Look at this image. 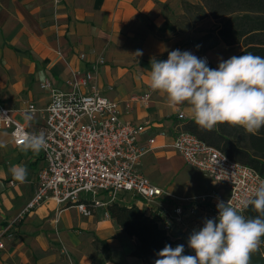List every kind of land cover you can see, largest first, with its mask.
I'll use <instances>...</instances> for the list:
<instances>
[{"label": "crops", "instance_id": "crops-1", "mask_svg": "<svg viewBox=\"0 0 264 264\" xmlns=\"http://www.w3.org/2000/svg\"><path fill=\"white\" fill-rule=\"evenodd\" d=\"M181 2L198 4L199 0H58L57 5L55 0H0V102L13 118L27 124L30 132L41 133L40 116L28 124L24 111L30 103L40 109L48 104L49 92L41 89L40 84L49 82L66 90L68 86L63 82L72 77V71H90L95 54L103 52L106 65L99 68L93 85L103 96L118 103L122 121L149 123L140 135V143L145 145L149 138H154V148L162 150L171 144L177 128L194 118L187 102L172 107L166 95L159 91L151 90L145 103L138 100L150 89V62L166 60L170 51L179 49L197 57L204 55L209 67L217 68L221 59L227 60L242 50L218 40L216 47H205L198 53L197 42L211 33L203 30L209 20L213 22L211 17L184 33L167 30L164 39L155 36L152 29L165 25V11L175 16L184 14ZM211 34L215 36V32ZM137 51L142 55L138 56ZM80 53L86 54V60L78 59ZM178 114L184 119L177 120ZM172 150L185 170L191 171L187 193L172 194L186 198L205 189L210 191L213 187L210 180L188 167L181 155ZM145 155L141 158L140 171L147 177L142 170L148 165L143 159ZM13 165L27 168L25 183L13 180L9 171ZM43 166L40 151H23L22 146L13 145L9 131L0 130V226L26 206ZM56 209L53 202H46L30 212L16 237L0 249V264H142L131 256L136 239L127 237L104 212L99 216L96 209L79 226L64 218L66 208L58 216L54 214ZM187 221L173 246L183 244L184 254L195 255L187 240L194 229L203 227L205 218L197 213L195 221L191 218ZM95 239L105 243L109 260L94 247ZM59 246L67 247L68 259L62 258Z\"/></svg>", "mask_w": 264, "mask_h": 264}, {"label": "built area", "instance_id": "built-area-1", "mask_svg": "<svg viewBox=\"0 0 264 264\" xmlns=\"http://www.w3.org/2000/svg\"><path fill=\"white\" fill-rule=\"evenodd\" d=\"M199 58L207 59L204 55ZM207 63L209 66L208 59ZM98 64L91 63L90 71L74 72L72 80L66 82V90L49 82L40 84L49 92L48 104L41 109L33 103L26 106L28 124L40 116L46 146L40 150L44 166L38 171L34 192L22 215L46 202L57 206V216L68 207L83 216L101 209L107 216L106 209L111 204L136 205L176 243L180 228L197 213L203 214L205 220L214 219L218 216V201L227 203L231 199L234 207H242L240 202L254 195L264 177L250 166L231 160L181 125L169 147L181 155L188 167L207 177L213 187L195 198L178 200L184 203H172L165 190L140 171L142 156L154 148V138L145 145L140 143V135L150 124L120 119L118 103L93 85ZM148 99L147 93L138 100L145 103ZM177 118L183 120L184 116L178 114ZM0 130L9 131L16 147L23 145L25 134L32 133L1 102ZM15 221L0 226V249L11 237ZM61 253L69 257L63 247Z\"/></svg>", "mask_w": 264, "mask_h": 264}, {"label": "clouds", "instance_id": "clouds-1", "mask_svg": "<svg viewBox=\"0 0 264 264\" xmlns=\"http://www.w3.org/2000/svg\"><path fill=\"white\" fill-rule=\"evenodd\" d=\"M150 63V89L165 94L172 107L187 102L200 128L211 131L226 123L255 135L264 127V57L250 52L234 55L210 68L206 58L175 49L166 60ZM45 146L43 132L24 135L23 151L39 153ZM9 171L13 180L26 182L25 166L13 165ZM240 203L242 207H234L231 199L218 201V216L192 231L187 245L195 255H185L183 244L175 248L166 244L154 264H250V254L264 243V181ZM249 207L256 217L242 214Z\"/></svg>", "mask_w": 264, "mask_h": 264}, {"label": "trees", "instance_id": "trees-1", "mask_svg": "<svg viewBox=\"0 0 264 264\" xmlns=\"http://www.w3.org/2000/svg\"><path fill=\"white\" fill-rule=\"evenodd\" d=\"M199 2L200 4L181 2L184 14L180 17L189 14L192 22H195L210 16L218 22V26L214 29L215 36L208 33L198 42L209 41L206 48L212 49L219 40L228 47L240 45L242 50L235 56L250 52L264 57V0H199ZM181 24L182 19L177 25ZM188 28L190 24H186L182 29ZM184 127L199 139L224 152L231 160L250 166L264 177V160H254L253 156L235 145L231 139L221 140L223 136L218 130H204L194 120L185 122ZM106 213L127 237L136 239L137 243L131 256L140 259L142 264H154L158 258L156 254L166 244L173 247V242L164 230L142 208L114 203L107 207ZM244 215L253 218L258 213L249 207ZM93 245L104 253L106 259H110L103 241L95 239ZM250 264H264V243L250 254Z\"/></svg>", "mask_w": 264, "mask_h": 264}, {"label": "rangeland", "instance_id": "rangeland-1", "mask_svg": "<svg viewBox=\"0 0 264 264\" xmlns=\"http://www.w3.org/2000/svg\"><path fill=\"white\" fill-rule=\"evenodd\" d=\"M57 3H58V0H55L56 5H57ZM198 4H200V2ZM164 15L166 18L165 25H163L161 28H159L157 30L152 29L153 34L155 36L159 37L160 39H164L165 34L168 32L167 30H169L171 33L172 32L173 33H177V32L178 33H184L187 29H182V28H184L186 24H188V25L190 24V28H188V29H192L196 26V23H199L202 20H204L206 18L208 19L210 17V16H207L206 18L202 19L201 21L192 22L191 16L189 14H187L185 17L181 18L180 16H175L172 12H170L168 10V11L164 12ZM181 19H182V24H181V26H178L177 23L179 21H181ZM173 26H175L177 30H175L173 28ZM217 26H218L217 21L213 20V22H212L211 20H209L207 28H205V29L199 28V29L200 30L203 29L204 31L214 33V29ZM172 29H174V30H172ZM208 44H209V41L197 42L196 50L198 51V53L201 51V49L207 47ZM237 49H242V47L240 45H238ZM232 50H234V49H232ZM82 56H84V57L82 58ZM78 59L80 61L86 60V54H84V53L78 54ZM156 60H162V59L159 58ZM95 62L99 63L98 69L100 67L106 65V59L104 57L103 52L96 53L94 60L91 61L90 63H95ZM98 69H97V72L94 74L95 79H96V76L99 74V71H100V69L99 70ZM72 74H73V71H72L71 75ZM70 80H72V77L64 80L63 83H65L67 85L66 82L70 81ZM150 91H151V89H149L147 91V93L150 94ZM147 93H145V94H147ZM141 97H139V98H141ZM177 120H178V118H177ZM241 128L242 127H239V126H229L228 124L225 123V124H220V125L216 126L214 129L218 130L222 134L223 137L221 138V140L227 141L228 139H231L235 143V145H237L242 150H245L249 155L253 156L254 160H258V161L264 160V127H262L260 129V131L255 135L246 133L245 130L243 128L242 129ZM143 159L148 164L147 166L144 165L142 167V170L146 174V176L148 178H150L151 180H153L155 182V184L158 185L160 188L165 190V193L170 196V199H172V203H184V202L178 201L181 199V197L172 194V192H176L177 194H180V195L187 193L186 191L188 189H190V187H191V185L189 184L191 171H189L187 169L185 170V167H183V165L181 164V161L176 157V155L174 154V151L169 146H165V148H163L162 150H156L154 148L147 155H145L143 157ZM158 159H160V160H158ZM177 167H179V169L177 170L178 173L176 174V173H174V170ZM181 168H182V170H180ZM146 172H148V173H146ZM192 173L196 177L199 176L198 174H196V172H192ZM210 186H211V184H210ZM206 192L207 191L205 189V191H203L199 194L189 195L188 197H186V199L195 198V197H197L201 194H204ZM23 209L16 216H14L12 219H10V220L16 219V221H15L16 223L14 224V228H12L11 237L6 238L5 242L11 241L16 237V235L18 234V230H19L20 226L22 225L24 220L29 216L30 213H26V214L22 215ZM66 209H67V211L64 214V218L67 220L68 223H71L74 225H79V226H81V224H84V220H85L86 216H83V215L80 216L78 214L77 210L73 207H68ZM54 214L57 216V213H54ZM97 215L103 216L104 215L103 210L97 209ZM192 221H195V217L192 219ZM186 223H184V225H183L184 227H185ZM62 247L67 249L66 246H61L59 248L60 254H62L61 253ZM174 247L175 246H173V248ZM188 252L192 253L193 251H188ZM189 255H192V254H189ZM61 256L65 260L68 259V256L66 254H62Z\"/></svg>", "mask_w": 264, "mask_h": 264}]
</instances>
